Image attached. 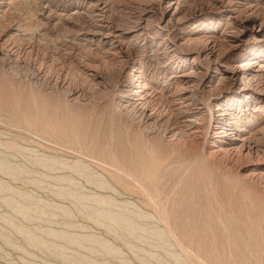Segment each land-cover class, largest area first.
<instances>
[{"label":"rangeland","instance_id":"374dc122","mask_svg":"<svg viewBox=\"0 0 264 264\" xmlns=\"http://www.w3.org/2000/svg\"><path fill=\"white\" fill-rule=\"evenodd\" d=\"M89 1L0 0V35L28 53L30 46L35 47L33 53L21 54V63L27 59L36 60V66L43 63L48 74L61 72L72 88L85 91L82 102H68L66 91L53 83L31 82L26 70H19L22 73L18 76L16 70L0 69V264H187L170 248L168 239L155 232L160 223L154 210L146 207L137 185L124 181L103 164L111 163L157 187L164 182L174 185L186 157L178 158L170 151L169 160L167 156L161 164L155 161L149 168H138L130 156L126 157L127 130L137 132L132 129L131 114L119 113L113 92L92 82L84 67L101 65L113 72L118 51L106 35H113L115 28H134L138 5L146 6L150 0ZM75 4L86 14L73 16L68 22L66 14ZM239 6L264 14V0H241ZM220 16L217 20L199 18L182 32L193 33V38L214 36L226 43L234 17ZM150 35L131 36L129 49L133 60L140 59L146 66L144 75L152 90L167 97L177 87L172 77L187 67L168 59L167 54L163 59L158 56L159 41ZM258 48L244 51L252 52L262 67L264 46ZM241 50L232 54L237 57L243 54ZM126 68V74H131V65ZM255 74L254 82L260 83L264 67ZM259 104L256 115L262 119L264 103ZM194 176L192 173L191 178ZM193 185L190 181L180 189L174 223L188 243L201 247L196 249L200 251L198 259L204 264H264V255L257 247L261 240L255 241L252 249L245 244L246 251L241 244L225 248L224 237L211 232L202 221L203 202L194 197ZM257 205L242 207L241 218L245 220H241V227L233 224L231 228L236 241L244 234L252 238L249 226L254 222L259 226L264 223L262 211L259 215L255 211ZM193 207L198 211H192Z\"/></svg>","mask_w":264,"mask_h":264},{"label":"bare ground","instance_id":"6f19581e","mask_svg":"<svg viewBox=\"0 0 264 264\" xmlns=\"http://www.w3.org/2000/svg\"><path fill=\"white\" fill-rule=\"evenodd\" d=\"M239 1L150 0L146 6L137 3L139 16L134 28H115L111 36L105 33L106 40H111L113 50L118 51L113 72L106 66H84L92 82L113 92L112 99L119 113L131 114L134 122L132 129L137 132L131 133L129 128L127 130L126 157L130 156L138 168H149L155 161L161 164L169 157L167 153L170 151L176 153L178 158L182 155L183 159L186 157L174 185L164 182L157 187L148 185L142 178L111 163L103 164L118 172L121 179L125 178L124 181L137 185L142 193L139 194L144 195L147 201L146 207L154 210L155 218L160 223V228L155 232L168 239L170 248L187 264H204L202 258L201 261L197 257L200 251L196 249L201 247L188 243L184 235L178 232L177 222L174 223V213L179 209L175 208L180 205L178 193L190 181L194 182V197H199L203 202L202 221L211 232H219L224 237L228 244L225 248L231 250L233 246L239 248L241 244L246 251L245 244L252 249L253 243L261 240L257 247L264 255V223L259 226L254 222L249 226L254 232L252 238L243 233L240 242L236 241L237 238L231 232L233 224L242 225V207L253 208V205L259 204L255 211L257 215L260 211L264 214V121H261L264 117L260 119L256 115L259 103H264V78L260 83L254 82L257 77H254L255 72L261 71L264 66H258L256 59L251 56L252 52L244 51L264 46V14L258 9L242 8ZM72 9L67 11L70 14H66L68 22L73 16L86 14L81 7ZM220 15L234 17L231 28L228 27L230 36L225 37L226 43L214 36L193 38V33L182 32L184 27L189 28L199 18L217 20ZM144 34H151L150 38L159 41L155 52L158 56L162 55L163 59L167 54L170 56L168 59L184 63L187 67L172 77V80H177V87L167 97L152 90L144 75L146 66L142 60H133L128 39ZM246 36L252 40H243ZM30 47L31 54L35 47ZM236 49H242L243 54L237 57L233 55ZM25 53H28L26 49L15 47L4 34L0 35V69L16 70L18 76L22 73L19 70H26L27 80L53 83L55 88L66 91L68 102H82L84 89L72 88L66 75L61 72L55 76L48 74L43 63L36 66V60L27 62V59L22 64L19 59ZM44 60L46 64V57ZM126 65H131L133 70L129 75L126 74ZM192 173L195 176L191 178ZM195 210L198 211L195 208L192 211ZM260 230L261 233L258 232Z\"/></svg>","mask_w":264,"mask_h":264}]
</instances>
